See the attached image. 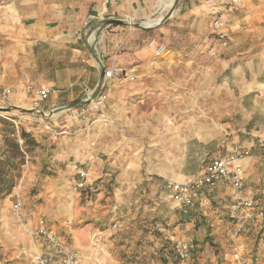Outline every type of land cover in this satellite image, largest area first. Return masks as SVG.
<instances>
[{
  "label": "rangeland",
  "instance_id": "374dc122",
  "mask_svg": "<svg viewBox=\"0 0 264 264\" xmlns=\"http://www.w3.org/2000/svg\"><path fill=\"white\" fill-rule=\"evenodd\" d=\"M106 2L0 0V83L14 88L0 119L13 125L20 145L21 130L35 143L6 166L13 175L20 169L21 177L10 195L0 196V264H34L27 254L33 250L29 231L41 217L74 248L80 264H264V194L254 196V210L241 227L230 218L232 189L223 203L206 193L203 210L197 205L189 217L164 190L166 181L197 176L237 147L261 163L260 182L247 189L264 190V0L232 13L227 4L214 9L213 1L178 0L150 16L163 20L174 10L151 30L141 28L146 18L97 16L94 9ZM217 15L227 19L231 40L226 48L216 43L221 48L214 52L210 24ZM112 19L123 23L105 25ZM119 39L131 57L125 68L136 71L114 79L107 123L92 102H75L56 112L58 130H50L48 116L22 101L21 83L46 78L37 68L90 62L99 69L100 58L111 69ZM151 39L174 56L164 70L149 59L132 60ZM89 109L96 127L83 133ZM6 133L0 120V162ZM173 241L193 243L195 261L177 262Z\"/></svg>",
  "mask_w": 264,
  "mask_h": 264
},
{
  "label": "built area",
  "instance_id": "2783aa9c",
  "mask_svg": "<svg viewBox=\"0 0 264 264\" xmlns=\"http://www.w3.org/2000/svg\"><path fill=\"white\" fill-rule=\"evenodd\" d=\"M213 1V0H209ZM246 0H229L227 5L229 12L240 11ZM90 19L86 26L92 21ZM224 16L217 15L211 23L214 32V42L222 45L226 48L229 44V39L223 31ZM162 54V51L157 53L158 56ZM105 80L99 97L92 101L94 108L99 111L101 115V121L107 123L106 118V102L111 92V85L117 74H123V71L118 69H107L105 67ZM134 77H131V81H134ZM73 85L70 86L72 88ZM25 94H29L34 98H38L41 101H46L51 96H59L63 92L59 88H42L36 89L33 86L19 87ZM14 93V88H0V108L4 107ZM86 97L84 101L90 99L94 90L85 88ZM34 111L36 113L43 114L45 112L40 110L37 102H35ZM86 110H81V116L85 115ZM22 142V141H21ZM250 157L249 151L235 152L229 154L223 158L215 159L207 164L202 173L185 181H167L165 189L170 195L172 201L179 206V209L188 214L189 211L195 207L197 203L202 205L206 204L205 192L208 189L216 187L220 183H227L233 190L232 206L230 211V218L237 221L241 227L247 222L249 216L248 212L254 209V202L246 199L243 196L245 189V172L240 163ZM86 173L81 171L79 187L84 189L86 187ZM15 212H19L22 207L20 195L14 203ZM29 237L32 245V252L27 253L34 264H80L79 256L76 254L74 248L53 228L49 225L48 221L41 217L36 222L33 229L29 231ZM43 241L49 248L48 252L42 251L38 248V243ZM178 256L186 262L189 261V243L185 241H177ZM27 252V251H25Z\"/></svg>",
  "mask_w": 264,
  "mask_h": 264
},
{
  "label": "crops",
  "instance_id": "0c3cea01",
  "mask_svg": "<svg viewBox=\"0 0 264 264\" xmlns=\"http://www.w3.org/2000/svg\"><path fill=\"white\" fill-rule=\"evenodd\" d=\"M228 1L229 0H213L214 9H216V7L217 8L221 7L220 6L221 4L224 6V4H227ZM252 1L253 0H246L242 6V11L249 4H251ZM160 2H161V0H107L105 6H103L102 4H98V6L94 9V11L97 13V16H102L103 14L107 13L106 15H110V16L124 15V16H128L131 18L138 16V17L146 18V20H151V19L154 20L155 18H151L150 16L154 15L155 11H157L158 14H160L162 11H164V6L160 5ZM174 4H175V2H174ZM218 5H219V7H218ZM90 18H91V16H89L86 23L89 21ZM210 29H211V33L214 34L211 24H210ZM223 31L227 35L228 39L231 40V37L229 36V32L227 31V19L225 21ZM61 35L64 36L65 34L62 32H59L58 37H60ZM39 36H41L43 38L45 37V38H47L48 41L53 42V40L46 37V35H44L43 33ZM70 36H72V34H70ZM104 37H106V39H107L106 34ZM210 43L211 44H210L209 48L213 47L214 52H217V49L221 48L218 44H216L214 42V35L211 38ZM122 46H124V48H122ZM125 46H126V44L123 45L121 40L119 39V41H117L115 47L112 48L114 50V52L117 53L116 54L117 58H116V62L114 63V67H112L111 69L115 68V69L123 71V74H117V77L123 76L124 72H129V74H132V72L136 71V68L131 70V71H129L125 68V66L127 64H129L130 58H131L129 56V54L124 53L126 50ZM160 51H162V54L160 56H158L157 53H159ZM132 57H133L132 60L134 62L135 61L140 62L141 60H148V59L151 60L150 65L152 64L153 66H155V70H158V71L164 70L165 68L168 67L169 64H172L175 62L174 56L170 55L169 51L164 50L161 42L158 41L157 39H151L148 42V44L141 51H139V53L133 54ZM37 70L42 71V73H44L43 76L46 78H40L37 80L28 79L27 81H25V83H21V85L24 87L25 86H33L36 89L59 88L63 92L59 96H51L46 101H41L38 98H34L33 96H31L29 94H21L22 101H25V100L29 101V104L31 106L30 107L31 110H34L35 102H37L40 110H42L43 112H48V119L51 120V122H52L49 129L50 130L54 129L56 131L58 130L57 121L60 118L59 117L60 113L56 114V111L58 109L65 107V105H70V104L75 103V102H77V103L82 102L86 97L85 88H88L90 90L95 89L97 87V85L100 81V77H101V72L98 69V67L96 65L91 64L90 62H89V65L84 66V67H82V66L77 67V68H75L74 66H68L67 68L50 67V69H44V68L38 69L37 68ZM71 85H73L72 88H70ZM114 87L115 86L111 85V92L113 91ZM0 88H12V87H9V86L6 87L5 85L0 83ZM114 91H115V89H114ZM54 112H55V114L52 115V113H54ZM94 115H96V113L93 111V109H89L87 116H86V119H84L88 122L84 123L83 121L82 122L80 121L81 125H82V127H80V130H79L80 132L85 133L86 130H89V129H92L93 127H96L92 123H89L90 122L89 120H92L91 117ZM61 132L68 133V131L64 130L63 128H61ZM244 151L250 152L251 150L240 149L239 147H237L234 151H232V153L244 152ZM232 153H230V154H232ZM219 158H223V157H218L216 159H219ZM213 160H215V159H213ZM213 160H211L210 162H212ZM240 165L243 167L244 172H245V189H244V191H246V192H244V196L246 197V199L252 200L254 202V196L258 195V194L259 195L264 194V190L261 188H258L255 191H252V190L249 191L248 190L249 188L247 189V186L250 184L251 181L256 180V181L260 182L261 177L258 173L259 172V166L261 165L260 159H258V158L245 159L240 163ZM204 168H203V170H204ZM203 170H202V172H203ZM166 182L164 183V190L168 194V192L165 189ZM206 193H214L213 200L214 201L219 200L220 201L219 203H223V202H221L220 199L224 198L225 196L230 197L231 187L229 184L224 182V183L218 184L214 188L206 190L205 195H206ZM170 199H171V197H170ZM205 199L207 200L206 196H205ZM224 201H226V200H224ZM174 204H175V207L177 209H179V206L176 203H174ZM254 204H256V202H254ZM197 205L202 206L199 210H203V208L205 207L201 203H197L195 206H197ZM228 208L229 209L231 208V204L228 205ZM194 209H195V207H194ZM54 231L56 232L55 229H54ZM30 247H32V245ZM38 248L42 251H45V252L49 251L48 246L43 241H40L38 243Z\"/></svg>",
  "mask_w": 264,
  "mask_h": 264
},
{
  "label": "trees",
  "instance_id": "16d2710c",
  "mask_svg": "<svg viewBox=\"0 0 264 264\" xmlns=\"http://www.w3.org/2000/svg\"><path fill=\"white\" fill-rule=\"evenodd\" d=\"M0 120L5 125L7 130L4 141L9 149V151L8 149L5 150V156H6L5 160L0 162V196H8L12 193V191L16 187V183L21 177V174H20V169L17 175H13L12 173L7 172L6 166L9 165L11 159H14V157L19 158L20 156L24 158L22 150L26 151L30 146L35 145V143L34 141H32L30 135L25 130H21L20 137L23 141V144L20 145L18 139L16 138V133H15L16 131L13 125L11 123L6 122L3 119ZM12 167L10 166V168ZM178 210L185 217H189L194 212V207L189 211L188 214H184L180 209ZM169 244L171 245L170 251L173 253L175 260L179 263L184 262L178 256L177 241H173L172 243ZM189 255H190L189 262L195 261L196 255H195V246L193 243H189Z\"/></svg>",
  "mask_w": 264,
  "mask_h": 264
},
{
  "label": "water",
  "instance_id": "95a60500",
  "mask_svg": "<svg viewBox=\"0 0 264 264\" xmlns=\"http://www.w3.org/2000/svg\"><path fill=\"white\" fill-rule=\"evenodd\" d=\"M177 3H178V0L175 1V5H176ZM173 12H174V10L171 11L170 13H168V14L163 18L161 24L164 23V22H166V21L170 18V16L173 14ZM122 23H123V22H122L121 20H115V19L105 21V25H121ZM161 24H160V25H161ZM158 26H159V25H158ZM158 26H155V27H154V26H153V27H145L144 25H142L141 28H143V29H145V30H151V29L156 28V27H158ZM101 29H102V28H101ZM101 29H99V31H100ZM97 61H98L99 69H100V72H101L100 81H99V83H98V85H97V87H96L94 93H93L92 96L90 97V99H88L87 101H83V102H81L82 105H89L92 101L96 100V99L99 97L100 93H101V90H102V87H103V84H104V80H105V72H106L105 70H106V69H105V65L103 64V61H102L100 58H98ZM74 107H75V105H68V106L63 107V108H61V109H58L56 112H58L59 110H69V109L74 108ZM53 114H55V112L52 113V115H53Z\"/></svg>",
  "mask_w": 264,
  "mask_h": 264
},
{
  "label": "bare ground",
  "instance_id": "6f19581e",
  "mask_svg": "<svg viewBox=\"0 0 264 264\" xmlns=\"http://www.w3.org/2000/svg\"><path fill=\"white\" fill-rule=\"evenodd\" d=\"M175 0H161L160 5L164 6V11H169L170 9H172L173 5H174ZM161 22V18H157L154 20H147L144 21L143 25L145 27H155L157 25H159Z\"/></svg>",
  "mask_w": 264,
  "mask_h": 264
}]
</instances>
